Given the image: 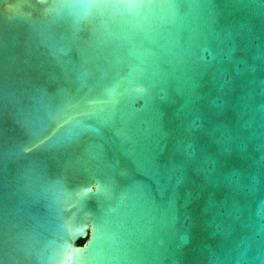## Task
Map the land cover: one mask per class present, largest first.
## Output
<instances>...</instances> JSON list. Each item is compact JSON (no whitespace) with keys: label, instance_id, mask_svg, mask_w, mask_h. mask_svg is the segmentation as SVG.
I'll return each instance as SVG.
<instances>
[{"label":"water","instance_id":"obj_1","mask_svg":"<svg viewBox=\"0 0 264 264\" xmlns=\"http://www.w3.org/2000/svg\"><path fill=\"white\" fill-rule=\"evenodd\" d=\"M0 264H264V0H0Z\"/></svg>","mask_w":264,"mask_h":264},{"label":"trees","instance_id":"obj_2","mask_svg":"<svg viewBox=\"0 0 264 264\" xmlns=\"http://www.w3.org/2000/svg\"><path fill=\"white\" fill-rule=\"evenodd\" d=\"M84 242H85V241H80L78 244H79V245H82V244H84Z\"/></svg>","mask_w":264,"mask_h":264}]
</instances>
